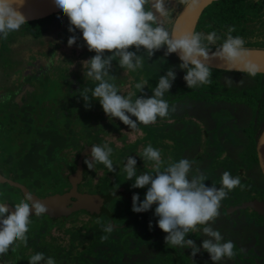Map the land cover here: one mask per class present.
Masks as SVG:
<instances>
[{"label": "clouds", "instance_id": "clouds-1", "mask_svg": "<svg viewBox=\"0 0 264 264\" xmlns=\"http://www.w3.org/2000/svg\"><path fill=\"white\" fill-rule=\"evenodd\" d=\"M25 2L0 0V38L7 39L11 32L18 31L26 24V17L20 11ZM177 3L184 5V11H191L198 0H177ZM54 4L61 15L67 17L70 25L68 31L79 30L87 49L95 52L92 58L81 62L86 69L83 76L98 82L94 88L80 90L79 95L85 106H89L90 98L98 100L106 116L118 119L137 132L138 125L154 124L158 117L169 115V103L163 96L176 79L175 71L169 68L159 77L150 98L136 96L133 100L134 94L130 93L127 97L120 95L117 86L109 82L115 80V76L109 75V72L112 61L117 58L120 68L135 71L144 64V57L137 55L141 49L145 50L149 59L161 48L166 49L165 56L177 53L181 61L179 68L185 72L183 80L189 89L211 83L209 64L212 61L222 63L228 72L235 70L251 76L257 74L258 69L250 62L249 51L244 47V39L232 35L234 27L228 28L223 42L217 45L220 37L215 31L204 33L166 26L170 24L172 13L167 0H54ZM76 41L77 37L72 35L67 45L71 47ZM129 48L136 51H129ZM105 52L111 55L105 57ZM224 79L227 85L233 84L230 78ZM146 84V81L136 83L135 88L142 92ZM111 155L112 149L107 145H92L90 155L85 156L83 162L88 169L99 162L109 172H114ZM142 157L152 162L153 173L144 172L137 176V160L133 156H127L123 162L122 170L127 180L134 179L131 187L139 189L147 186L143 201H140L139 195L132 196V211L147 212L156 205L154 216L159 218L156 226L166 234V245L190 248L191 257L203 249L209 254L212 264H219L225 258L231 259L235 255L234 243L224 241L210 222L219 216L221 201L231 190L240 186V178L224 172L220 187L207 185L205 181L208 177L202 172L197 171L190 177L193 165L188 159L171 162L169 158L165 164L161 151L151 144L144 148ZM47 211L42 201L33 200L30 193L11 207L6 202H0V256L6 254L14 244L16 247L20 244L27 246L30 213L39 216ZM198 225L203 226V236L207 237L199 247L192 239H185L189 233L201 231ZM113 228V225L106 223L103 231L110 233ZM102 239H107V236ZM28 264H56V261L52 257L46 258L43 252H36Z\"/></svg>", "mask_w": 264, "mask_h": 264}, {"label": "rangeland", "instance_id": "rangeland-1", "mask_svg": "<svg viewBox=\"0 0 264 264\" xmlns=\"http://www.w3.org/2000/svg\"><path fill=\"white\" fill-rule=\"evenodd\" d=\"M168 1H173V0H168ZM182 6V4H180ZM60 13V12H59ZM56 13L54 16H49L46 17L48 18L44 22L46 24L42 25V29L48 28V31L46 35H48L44 39V43L42 45H37V44H32L31 42H27L21 45H17V47L14 45L11 46L12 51L13 49L17 48L19 49V56H15L13 52L11 54L13 55L14 58H20L22 59L27 55V51L29 53L41 51L42 49H45L44 51L47 52L46 54L47 58L45 62V66L43 69L39 71L38 68V74L40 75L39 77L42 79V83L45 85V87L38 88L36 92V95L38 96L39 102L38 104L40 105L37 110L40 111L41 114H43V118L46 119V121L42 124V126H48L46 127V130L49 129H56V130H61L64 128L66 125L68 126H75L77 128L76 134L74 136H77V138L81 137L84 138L88 133L89 130L91 129V125H88L90 123H94L96 127V137H95V142L101 146L103 144L107 145L108 147L111 148L115 147L116 150L120 151L116 153L114 156H111V160L113 161V166L115 168L114 172H109L108 169L103 166V164H100L99 162H96V168L92 170V173L95 174L97 168H101L102 166L105 167V175H106V180L110 182V185L105 186V190H112L114 191L115 189L113 187L115 186H122L125 185L126 188L130 191H136V195L141 193L143 190L147 189V186L145 188H132L131 185L134 183L133 180H127L126 173L123 172V164L121 165L122 161L124 160V156L127 154H140L141 162L143 164L148 165V173H153L152 169V162L146 161L142 157V153L145 147H147L149 144L154 149H158L161 151V157H163L165 160V164L169 162V158H171V162H178L180 159H184L185 156L189 154L191 150H195L197 148H201L202 150H205L209 147V141L210 137H208L206 134L208 133V124L206 123L205 129L203 128L202 124L196 123L198 119H202L201 113H196L192 111L190 108V111L192 113V116L190 117L189 122L186 121V119L183 116V105L181 101H179L178 97L175 101H178L179 108L175 107V113L182 114V115H176V117L173 119V123L175 120H177V127H175V124H172L174 126L168 125V122L165 121V118H157L158 120L155 122V124H150V125H143L140 124L139 127V132L129 129L127 126H125L122 122H120L116 118H111L105 115V113L102 110V107L99 103L98 100L95 99H90V106L84 107L85 102L83 99L80 97L78 90H80V85L83 86H89L88 85V80H90L87 77L83 76V71H86L85 68L81 66L82 61H86L90 58H92L95 55V52H90L83 39H82V33L79 30H76L75 32L70 33L68 31L69 28V21L66 16H62L61 14ZM44 18V19H46ZM256 18H258L256 16ZM43 19V20H44ZM170 18V22H171ZM259 20V19H258ZM257 21V20H256ZM167 26V25H166ZM169 26V25H168ZM75 35L77 37L76 44L73 46L69 47L67 45V40L69 39L70 36ZM16 35H13L9 41H15ZM47 40V41H46ZM129 51H136L135 48H129ZM105 57L108 55H111V53H104ZM137 55H141L144 57V64L142 68H138L135 71H130L126 68H120L119 70L116 71V73L119 74V78L122 79L124 78L125 84L118 86V94L123 95V96H128L130 93L134 94L132 96V99L134 100L140 95H136V90L135 89V84L136 83H142L144 82L143 79L147 78H152L156 76V72L158 71L157 67V61L158 57L156 56V61H155V54L149 59L146 55L145 50L141 49L139 52H137ZM7 58V56H2V59ZM0 61H2L0 59ZM116 63H115V62ZM112 64V68L116 69L119 68L118 64V58L114 60ZM6 64L8 62H5ZM35 63H37L35 65ZM34 64L30 65L29 67L23 68V71H31L37 70V67L42 64V61L35 62ZM180 62L174 63L171 68L175 71L176 73H179L181 69L179 68ZM74 65V67H73ZM33 66V67H31ZM112 71L114 72V70ZM121 71V72H120ZM40 72V73H39ZM211 78L215 80V84L213 88H208L210 90L209 92L212 91V93L217 94V98L215 99H222L224 101L228 102H235L237 104H243V105H248V108L246 110H243L241 108H237L235 111V114H243V118L246 117L244 120L240 121L239 124L237 125V128L239 130L244 129L240 135L239 132L237 131L236 135L232 136L231 142L234 145H244V149L247 150L249 147L246 145V143H243L245 141L244 136H249L252 135V132L250 131V127L246 123L247 119L248 122L251 121L254 110H255V105H257L256 99L260 95L261 91L258 86H256V82L264 80V77L259 76H251L249 74H241V75H236V74H224V73H216V72H211ZM218 77L222 81H225L224 78H230L232 81H234L232 85H227L226 83L218 85ZM65 78L66 81H63L61 79ZM76 78V79H75ZM137 78V79H136ZM143 78V79H142ZM216 78V79H215ZM59 81L63 86L61 88V92L58 88V83ZM242 81V83H239ZM147 84L144 89L148 93H150V90H152L154 87H156L157 84H154L151 81H146ZM34 85H38L36 82H32ZM151 83V84H150ZM152 85V88H151ZM48 86V87H47ZM186 87V90H196L197 87L189 89L186 84L183 85ZM208 84L204 88H207ZM90 88L92 87V82L90 83ZM151 88V89H150ZM181 88H183L180 84L179 86L173 85L171 89H174V91H180ZM72 97V100L70 103L64 102L60 109L67 111L65 114V117H55V120H51V115L53 114V104L56 103L57 100L61 99L64 100V98L67 97V94L69 91ZM170 89V90H171ZM1 92V91H0ZM166 94V93H165ZM198 94V93H197ZM90 95V94H89ZM205 96V94H201ZM221 95V96H218ZM166 97L163 96V99ZM175 97L174 94L172 95H167V98L165 99L166 101L169 100V98ZM28 100H31L33 97L29 94L28 95ZM185 99L186 97H182ZM189 98L193 100H201V97L197 96L196 94H193L189 96ZM67 100V99H65ZM169 109H173L174 104V99L169 100ZM47 104V105H44ZM190 104V103H189ZM4 105L6 104H0V175L4 179L3 183L0 184V202H6L8 203L13 197H20L17 195V187L20 184H25L24 186L27 185L29 182L32 186H36V183H40L41 188L37 192V194L41 193H50L53 194V196L59 195L58 193L62 188L66 187V184L64 182H60L59 189L57 194L54 195V192L51 190L52 187H54V183L57 181H63V173L66 170L67 164L70 166V160H71V150L73 144L78 143L77 142H72L70 145H68L67 150H63L60 148H56L55 152L58 154L59 157H62L61 160L53 162V163H48L45 165H42L40 163H37V161L31 160V158L23 159L24 157L27 156V154L24 153H29L30 151V144L33 143L35 140V136L37 134L34 131V126L31 124V126H28L27 123H24L21 121V115L16 116L13 121L9 120V115H14L13 110L9 112H4ZM55 108V107H54ZM56 109V108H55ZM251 109V110H250ZM39 114V113H38ZM40 115V114H39ZM15 116V115H14ZM169 117L174 116L169 112ZM167 116V118H168ZM50 118V119H48ZM177 118V119H176ZM132 119H135L134 117ZM52 122H48V121ZM204 120V118H203ZM40 123V122H39ZM170 123V122H169ZM36 124H38V121H36ZM119 124V127L117 125ZM204 124V122H203ZM205 125V124H204ZM53 126V127H52ZM142 133V134H141ZM99 134L101 137V140L99 139ZM74 136L72 135V140L74 139ZM92 136V135H91ZM64 137H71L68 136V134H64ZM43 139L46 141V136L43 137ZM91 140V139H90ZM66 141V140H65ZM69 141V140H67ZM102 143L100 145V143ZM135 142H137L138 151H135ZM200 145V146H199ZM206 145V146H205ZM242 148V147H241ZM60 149V150H58ZM240 149V148H238ZM38 151H42L39 149ZM188 151V152H187ZM42 153V152H41ZM43 154V153H42ZM122 156V158L119 160V156ZM178 156V158H177ZM186 156V158H187ZM55 157V156H54ZM209 155H206V158L204 156H201V159H188L190 162L193 161V168L192 171L190 172V176L196 174L197 171L205 173L208 177V172H206V168L208 167L209 172L212 174H216L215 179L213 180L212 176L210 178L208 177V180L205 181L207 185L215 184L218 187V182L219 181V175H218V162L212 160V158H208ZM68 159V160H67ZM221 160L218 158V161ZM41 166V167H40ZM137 170L141 171L140 165H136ZM222 172H232L234 175H237V170L236 168L230 167L228 165H225L222 167ZM103 170H99L95 174V179L97 177L102 176L104 174L102 172ZM33 178V179H31ZM255 180L250 185V189L257 194V195H264V180L263 177H260L261 181L257 182L256 177H254ZM263 181V182H262ZM58 183V182H57ZM257 183V184H256ZM10 185L14 186L12 188ZM89 181L88 183L84 184L82 186V190L84 188H88L89 186ZM244 185V184H243ZM260 185V186H259ZM87 191V190H86ZM88 191L89 188H88ZM134 195V194H132ZM52 196V197H53ZM144 199V197H142ZM143 199L141 201H143ZM122 200V199H121ZM120 202V199L118 198H113L112 203L117 205L116 203ZM112 204V205H113ZM154 212L151 211L150 214ZM241 216H246L245 213H240ZM78 217H76V222L75 226L76 227H81L86 223V218L85 215H82V213L76 214ZM126 213H116L115 220L119 221V223H129L130 224V216L127 217ZM250 219L251 216L249 217ZM41 222V224H40ZM42 222L43 218L41 220L35 221V224L29 225V231L26 234L27 235V245L31 246L29 244V240L34 243L37 239V236L40 235L42 232L41 230L43 229L42 227ZM68 225V224H67ZM88 226V224H86ZM226 227H223L222 225L218 226L217 228H214L215 230H218L223 238H231V232H233V227L231 224H226ZM212 226V225H211ZM229 227V228H228ZM244 227V228H243ZM242 227V231L245 232L244 237H240L239 239V244L237 246L241 249L249 248L251 247L252 251L257 253L259 249L261 248V243H264V239L261 241L258 239V233H257V228H255V225H252L251 223H247V225ZM238 231V230H236ZM46 233V232H45ZM55 235H58L59 239V244L63 246H67L68 242V236L63 235L61 231H54ZM187 236H191L188 234ZM262 237V236H261ZM165 238V236H164ZM163 238V239H164ZM207 237L197 235L196 239L202 241ZM86 242L82 244L80 240L78 241V248L77 251L82 252L85 249H87L88 246V241L85 240ZM19 243V241H17ZM90 246V245H89ZM116 247V245H113ZM167 247V245L165 244ZM169 246V245H168ZM13 251L12 254L16 257H14V261L16 264H21L19 263L20 260L23 259L25 255V250L26 246L23 244L19 247H16V245L10 246ZM53 248H59L55 245L52 246ZM171 247V246H170ZM173 248V247H171ZM235 249H233L234 251ZM237 250V248H236ZM89 251V250H88ZM86 251L85 253H87ZM91 257H98L99 254L101 253L100 250L98 251H92L90 250ZM94 252V253H92ZM207 253V252H206ZM189 254L191 252L189 251ZM208 254V253H207ZM236 254V252H235ZM209 255V254H208ZM31 255L29 256L30 259ZM68 257V255H67ZM125 260L127 258H124ZM223 260V259H222ZM226 260V258H225ZM204 261H207L205 264H211L212 261L210 260V257H206ZM210 261V262H209ZM224 263V261H220V263ZM61 263L64 264H70L68 259L66 258L62 259Z\"/></svg>", "mask_w": 264, "mask_h": 264}, {"label": "flooded vegetation", "instance_id": "flooded-vegetation-1", "mask_svg": "<svg viewBox=\"0 0 264 264\" xmlns=\"http://www.w3.org/2000/svg\"><path fill=\"white\" fill-rule=\"evenodd\" d=\"M259 1V0H257ZM264 4V1H262ZM167 5L169 9L172 11L170 18L171 22L169 26H172L175 17L178 15L179 10L184 6L177 3V0L168 1ZM261 13H264V8ZM202 15V14H201ZM201 17V16H200ZM259 19H261V28L263 31H261L257 35L259 38H257V43L260 45H264V14L259 16ZM200 20V19H199ZM199 22V21H198ZM168 26V25H167ZM258 26V23L255 25V27ZM197 27V26H196ZM196 31V29H195ZM45 49H42L41 51H35L33 53H29L27 51V55H30L28 58L29 62H31L30 65L34 64L35 62L42 61V64H40L37 67L36 71H22L20 75H15L11 73L6 72H0V101L7 99L8 95L10 94L9 89L11 87V80L12 79H18V84L27 85L30 84L29 79L25 78L26 73L30 75V77H34L32 82H36L37 78L40 76L38 74V68L39 71L44 68L45 62L48 54L44 51ZM25 55V56H27ZM37 63H35L36 65ZM30 65L26 66L29 67ZM25 67V68H26ZM33 67V66H31ZM35 69V68H33ZM24 70V69H23ZM40 73V72H39ZM8 76V77H5ZM76 79V78H75ZM216 79V78H215ZM180 81V79H179ZM212 82L216 83L214 79H212ZM220 84H224L225 81L219 80ZM234 82V81H232ZM16 83V85H18ZM234 84V83H233ZM206 86V85H204ZM256 86L260 88V95L257 97L256 102L257 105H255V110L252 116V119L250 122H248V119L246 123L250 127V131L252 132V135L244 136L245 141L243 143H246L249 147L244 149V145H234L231 140L232 136L237 134V131L240 133L244 130H239L237 128V125L240 121L244 120L246 117L243 118V114H235V111L237 108H241L243 110H246L250 107L248 105L243 104H237L235 102L231 103L228 101H224L222 99H215L217 98L216 93H212L208 91V89H205V97L202 100H193L189 98L192 93H190L193 90H188L187 92L181 93V97L178 98L179 101L182 102L181 105H183V116L186 119V121L189 122L190 117L192 116V113L190 111V108L192 111L196 113H201L202 119H198L196 123L202 124L203 128L205 129L206 123L208 124V133L206 134L208 137H210L209 141V147L205 150H202L201 148H197L195 150H191L186 159H201V156H204L206 158V155H209L208 158H212V160L218 162V175H219V181L221 178L222 173V167L225 165H228L230 167H235L237 170V175H234L232 172L231 175L233 177H239L241 184L240 186L236 187L235 189L231 190L228 193V196L221 201V207L219 209V216L215 219L214 222H210L213 228H217L219 225H222L223 227H226V224H231L233 227V232H231V238H224V241H232L235 245L234 252L236 254L231 259H223L221 261H224V263L219 264H264V243H261V248L257 253L253 252L251 247L241 249L237 246L239 244L240 237H244L246 234L241 229L243 226L247 225V223H251L252 225H255V228H257L258 233V239L261 241L264 239V195L259 196L255 194L252 189H250V185L255 180L254 177H256L257 182L261 181L260 177H263L258 165L257 161V153H256V144L257 139L264 129V83L263 80L256 82ZM174 90V89H173ZM79 91V90H78ZM139 91V90H137ZM136 91V92H137ZM190 91V92H189ZM72 92V89L71 91ZM189 92V93H188ZM137 95V94H136ZM221 96V95H218ZM182 97H186L183 99ZM174 101L177 99L175 97L169 98V100ZM168 100V103L170 102ZM190 103V104H189ZM173 105L174 111L169 109V112L174 116H168L166 117L165 121L168 122V125L173 126L172 124H175V127H177V120L173 123V119L176 117L178 113H175V107L177 105L178 109V101H175ZM13 104H7L4 105V111H9L13 107ZM170 106V104H169ZM251 110V109H250ZM178 114V115H182ZM204 118V120H203ZM177 119V118H176ZM158 120V119H157ZM170 122V123H169ZM204 122V124H203ZM155 124V123H154ZM88 125H91V129L89 130V133L84 138H77V136H74L76 134L77 128L75 126H68L70 130H72L71 137H64V130H63V137L60 136H50L48 139L50 143L46 147L45 150L42 151H29L26 157L23 159H27L28 157L31 158V160L37 161V163H40L42 165L53 163L56 161H59L62 159V157H59L58 154L55 152L56 148H60L63 150H67L68 145H70L72 142L78 143L73 144L71 153V160H70V166L67 164L66 170L63 173V181H57L54 183V187L51 188V190L54 192V195L57 194L58 189L60 188V182H64L66 184L65 188H62L58 193L61 196L66 193H74V198L65 200L62 205L58 204H52L51 208H48V211H51V215L49 214H43V215H35L30 213V220L31 223L29 225H34L35 221L41 220L43 218L41 234L37 236V239L34 243H32L29 240V244L31 246H26V252L22 260L19 261L21 264H28L29 262V256L35 254L36 252H43L47 257H52L55 259L56 264H64L61 263L62 259L66 258L70 262V264H80V258L79 254L80 252L77 251L79 240L82 244H84L87 240L88 246L87 249L82 251V253H85L88 251V249H92V251H98L99 249H102V243L101 241H107L109 239H116L119 238V235L126 236L125 241L128 243L124 244V247H127L128 249L124 251V253L120 256V260L122 264H146L145 260L143 258L144 256H148L150 253L156 254L158 250L156 248L149 247L146 243V241L141 242L143 238H148V236H152L150 239L151 241H154L156 239V236L159 234H162L163 236H166L165 233H163L157 226L158 217L154 216V212L150 214L151 211L155 210L156 205H153L150 210L147 212L142 213H134L132 211V194H135L136 191L128 190L125 185L122 186H115L113 187L115 190H105L106 185H110V182L106 180L105 175V167H99L97 168L96 172L99 170H103L102 176L97 177L95 179V174L92 173V170L96 168V162L94 163L93 168L88 169L87 166L84 164V158L87 155H90V147L92 145H99L96 143L95 137H96V127L94 123H90ZM126 126V125H125ZM119 127V124L117 125ZM174 128V126H173ZM62 130V129H61ZM241 131V132H240ZM72 135L74 136V139L72 140ZM92 135V136H91ZM101 134H99V139ZM69 140L65 142L62 145V141ZM91 139V140H90ZM100 143V141H99ZM102 143H100L101 145ZM137 142H135V151H138ZM103 146V144L101 145ZM200 146V145H199ZM206 146V145H205ZM242 147V148H241ZM31 148V146H30ZM240 148V149H238ZM58 149V150H60ZM112 155L114 156L116 153L120 152L115 149V147H112ZM43 154H42V153ZM188 152V151H187ZM55 156V157H54ZM110 156V158H111ZM129 156V154L124 156V160L126 161V157ZM130 156H133L136 158L137 163L136 165H140L141 171L137 170V176L143 174L144 172L148 173V165L143 164L141 162L140 154L136 152V154H130ZM122 158V156H119V160ZM178 158V156H177ZM218 158L221 159L218 161ZM81 159V160H80ZM163 160H165L162 157ZM256 159V160H255ZM68 160V159H67ZM121 165L123 164V160ZM147 161V160H146ZM193 165V161H191ZM41 167V166H40ZM123 168V166H122ZM206 172H208V177L212 176L213 180L216 177V174H212L209 172L208 167L206 168ZM195 174V172H194ZM205 174V173H203ZM30 177V176H29ZM191 177V176H190ZM31 178V177H30ZM33 179V178H31ZM264 180V178H263ZM4 179L0 175V184L3 183ZM89 181V190L88 188L81 189L82 186ZM263 182V181H262ZM264 183V182H263ZM244 184V185H243ZM257 184V183H256ZM25 184L18 185L17 189V195L20 197L12 198L7 204L9 207L12 205L19 203L21 199H23L27 194H31L33 200H45L50 199L53 194L50 193H41L37 194V192L40 190L41 185L40 183H36V186H32L29 182L26 186ZM12 188L14 186L10 185ZM260 186V185H259ZM218 187H220V183L218 182ZM87 190V191H86ZM117 190L125 191V196H114L112 195ZM147 189L143 190L141 193H139L140 201L143 199L142 197L145 196ZM76 195L78 198H76ZM1 196V195H0ZM88 196H95L97 200H93L92 203H89L91 200ZM54 197V196H53ZM107 197V200H103V198ZM1 198V197H0ZM89 198L90 201L86 204L85 199ZM113 198L120 199V202L116 203L117 205L113 204ZM122 199V200H121ZM257 205H256V204ZM113 204V205H112ZM253 205V206H252ZM80 208L77 210L76 208ZM85 206V207H84ZM257 208H256V207ZM76 207V208H75ZM84 207V208H83ZM11 210V208H10ZM71 211L67 215H60L62 213H66ZM82 213V215H85L86 223L81 227H76V217H78L76 214ZM126 213L130 214L127 215L130 216V224L129 223H119V221L115 220L116 213ZM240 213H245L246 216H241ZM251 216L252 219L249 217ZM151 222L152 227L149 228V223ZM106 223H110L114 226L113 231L110 233L104 232L103 228ZM41 224V222H40ZM68 224V225H67ZM88 224V226L86 225ZM198 228L201 229V231H196L193 233H189L191 236H186L185 239H192L197 247H199L202 243V241L196 239L197 235L203 236L202 228L203 226L198 225ZM229 228V227H228ZM244 228V227H243ZM238 230V231H236ZM54 231H61L63 235L68 236V242L67 246H63L59 244L58 235L54 234ZM136 231V235L133 233ZM46 232V233H45ZM136 241H138V238L140 239L139 245L136 244L135 247H137L136 254H131L133 251L134 245L129 244V242H132V238L137 236ZM103 236H107V239H102ZM262 236V237H261ZM113 240V239H112ZM22 245V244H21ZM55 245L57 248H53L52 246ZM90 245V246H89ZM118 246V245H117ZM177 248V247H176ZM237 248V250H236ZM182 249V248H181ZM11 247L9 248V251L4 254L3 256H0V264H16L15 259L12 252ZM189 251L191 252V249H182L181 252L188 257L190 261L194 260L195 262H199L202 260H205L206 257H209V255L201 249L195 257H191L189 254ZM94 253V252H92ZM68 255V257H67ZM100 255V254H99ZM101 256V255H100ZM83 257L88 258V261L93 262L97 261L100 262L101 258L98 257H91V255H84ZM124 258H127L126 260ZM144 260V261H142ZM212 264V263H211Z\"/></svg>", "mask_w": 264, "mask_h": 264}, {"label": "trees", "instance_id": "trees-1", "mask_svg": "<svg viewBox=\"0 0 264 264\" xmlns=\"http://www.w3.org/2000/svg\"><path fill=\"white\" fill-rule=\"evenodd\" d=\"M262 1L264 0H259V1L257 0H216L203 11L200 17V20L197 24L196 32L209 33V32L215 31L217 35L220 37V40L217 41V45H219L220 43L223 42V39L225 38V34L227 33L228 28L234 27L235 31L232 33V35L242 37L245 41V45H244L245 48L264 49V45H260L259 43H257L258 42L257 38H259L257 33L259 34L261 31H263L262 29H260L262 26L261 24L262 21L261 19H259V16L264 14V13H261L264 8V4ZM52 16H54V14ZM256 16L258 18H256ZM47 19L48 18L44 20L42 19V20L28 22L22 25L18 31L11 32L7 39L0 38V59L2 60L0 61V72L2 71V72H6L5 74L13 73L15 75L17 74L20 75V73L23 71V68L31 64V62L28 61L29 60L28 58L30 57V55H27L23 57L22 59L14 58L11 52H13L15 56L20 57L19 51H18L19 49L15 48L12 51L11 46L14 45V47L15 46L17 47V45H21L27 42H31L32 44H37V45H41L42 43L43 45V43L45 42L44 39L48 36L46 35V33L49 31H48V28H45V31H44V28L42 29V25L46 24V22L44 21ZM257 23H258V26L255 27ZM13 35H16L15 41H9V39ZM213 50L215 49L213 48ZM165 51H166L165 48H161L159 51H156L154 53L155 61H156V56L158 57V61L156 62L158 71L156 72L155 77L147 78V79L142 78L144 81H151V83L153 82L154 84H157L159 77L163 76L166 73V71L169 68H171V66L174 63H177V62L181 63V61L174 54L165 56L164 55ZM2 56H7V58H4L3 60ZM5 62H8V63L6 64ZM114 62L112 61V64ZM112 69L113 68L111 67L109 75L115 76V80H112L109 82L114 83L118 88V86L125 84V81H124L125 79L124 78L120 79L119 74L116 73V71L119 70L120 67L113 69L114 72L112 71ZM31 71H35V70L32 69ZM211 72H216L218 74L219 73H224V74L233 73L236 75L248 74V73L226 72V71H220V70H215V69H211ZM175 75H176V79L174 80L173 85L179 86L180 84L183 88H181L180 91H174L173 89L169 90V92H166V94H164V96L166 95L164 99L167 98V95H172V94H174L176 98L177 97L180 98L182 96L181 93L188 91L185 89L186 87L183 86L184 84H186L183 80V76L185 75V72L181 70L179 73H176ZM255 76L264 77L263 74H256ZM5 77H8V76L5 75ZM25 78L26 79L28 78L30 82V84H27L25 86L22 85V83L18 84V79L14 78L11 80V87L8 88L10 94L8 95L7 99L0 101V104L7 103V104L14 105L11 108V110L4 111V112H9V113L12 110L14 111L13 114L15 116L9 115V120L13 121V119H15L16 116L21 115L20 119L22 122L27 123L28 126H31V124L36 125L34 126V131L37 134V136H35V140L33 141V143L30 144L31 146L30 151H38L39 149L45 150L48 144L50 143V141L48 140L50 136L63 137V134H62L63 130H64V133L70 136L72 134V130H70L67 125L64 128H62V130H56L54 128L46 130V127L48 126H45V127L42 126V124L46 121V119H44L43 118L44 115L41 114L39 110H37V108L40 105L38 104L39 99L35 91H37L38 88L42 89V87H45V85L41 82L42 79L40 77H38L37 80H35L38 85H34L33 83H31L34 77H30L28 73H26ZM212 79L213 78L210 77L211 83L208 84L207 88H204L205 87L204 85H200L197 87L196 90H193L191 92L189 91V92L201 97V100H202L205 96L201 94H206L204 90L208 88L211 89L214 87L215 83L212 82ZM61 80L66 81L65 78ZM219 80L220 79L218 77V85H219ZM91 82H92L93 88L98 83L90 79L88 80L89 86L80 85V90H83L84 88H90ZM16 83L18 85H16ZM57 83H58V88L61 92V88L63 85L59 81H57ZM263 83H264V80H263ZM151 88H152V85H151ZM153 89L150 90V93L145 91L146 89H143L142 92L136 90L137 91L136 94L143 96L144 98H150L152 96ZM29 94L33 97L31 100H28L27 98ZM70 94L71 93L68 92L67 97L64 98V100L59 99L56 101V103L53 104V114L51 115L52 117L51 120H55L56 116L59 118L66 116L65 114L67 113V111L62 110L59 107H61L64 102L66 103L71 102L72 97ZM44 105H47V104H44ZM89 106H90V102H89ZM36 121H38V124H36ZM48 122H52V121L49 120ZM44 136H46V141L43 139ZM65 142H67V140L65 141L63 139L62 145ZM133 233L136 235V231H134ZM125 237L126 236L119 235V238H116V239L112 238L113 240L109 239L107 241L106 240L101 241L103 248L99 249L101 252L100 253L101 256L99 255V257L101 258L100 262H97V261L89 262L88 258L83 257L84 255L91 254L90 252L91 249H88L89 251L87 253L80 252L79 263L80 264H122L120 260V256L124 253L125 250L128 249L127 247H124V244L128 243L127 241H125ZM137 237L138 235L132 238V242H129V244L134 245L133 251L131 252V254L133 255L136 254L137 247L135 246L136 244L139 245V241H140L139 238H138V241H136ZM151 238L152 236H148V238H143L141 242L146 241L145 244H147L149 247L156 248L158 252L156 254L150 253L148 256L143 255V258L146 264H193V262L194 264H205L207 262L204 260L199 261V262H195L194 260L190 261L188 257H186L183 254V252H181L182 249L180 247L171 248L168 245L166 247L164 239H163L164 236L162 234L157 235L154 241H151L150 240ZM113 245H116V247H114Z\"/></svg>", "mask_w": 264, "mask_h": 264}, {"label": "water", "instance_id": "water-1", "mask_svg": "<svg viewBox=\"0 0 264 264\" xmlns=\"http://www.w3.org/2000/svg\"><path fill=\"white\" fill-rule=\"evenodd\" d=\"M214 1H216V0H198V4L194 8H192L191 11H184V6H183L181 8L179 14L174 19L172 26H179L180 28H182L184 30L195 31L201 14ZM20 11L25 15L26 23L32 22V21H37V20H42L46 17H49L53 14L60 12L59 8H57L55 6L54 0H26L24 7L22 9H20ZM248 51H249L250 62L253 65H255L258 69L257 74H263L264 75V49H248ZM173 54L178 58L177 53H173ZM209 66L211 67V69L225 71V69L223 68L224 67L223 64L218 62V61L210 62ZM226 72H228V71H226ZM231 72L247 73V72H238L235 70H233ZM256 153H257L258 165H259L261 174L264 178V129L262 130V132L260 133V135L257 139ZM125 194H126L125 191L117 190L112 195V197H114V196H125ZM74 196H75L74 193H71V194L66 193V194L61 195V196H54V197H51L50 199H45V200H41V201L47 208H51L52 204H54V203L58 204L59 203L60 205H62V203H64L65 200L74 198ZM88 197L90 198L91 201L89 200V198L85 199L84 201L86 204H88L87 203L88 201H90L89 203H92L94 198H95V200H97V198L95 196H88ZM76 198H78L77 195H76ZM103 200H107V197L103 198ZM88 205H90V204H88ZM79 208H80V206L76 209L78 210ZM70 212L71 211L59 214L57 216L67 215ZM46 214L53 216L51 214V211H47Z\"/></svg>", "mask_w": 264, "mask_h": 264}]
</instances>
